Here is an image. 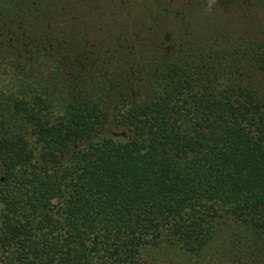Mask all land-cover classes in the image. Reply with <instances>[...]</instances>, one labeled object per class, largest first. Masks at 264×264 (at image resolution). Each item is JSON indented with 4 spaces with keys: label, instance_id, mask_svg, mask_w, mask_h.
Instances as JSON below:
<instances>
[{
    "label": "trees",
    "instance_id": "1",
    "mask_svg": "<svg viewBox=\"0 0 264 264\" xmlns=\"http://www.w3.org/2000/svg\"><path fill=\"white\" fill-rule=\"evenodd\" d=\"M0 264H264V0H0Z\"/></svg>",
    "mask_w": 264,
    "mask_h": 264
}]
</instances>
